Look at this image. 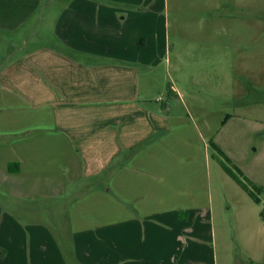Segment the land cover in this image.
Instances as JSON below:
<instances>
[{"label":"crops","instance_id":"crops-1","mask_svg":"<svg viewBox=\"0 0 264 264\" xmlns=\"http://www.w3.org/2000/svg\"><path fill=\"white\" fill-rule=\"evenodd\" d=\"M185 2L210 12L199 34H246L247 13L223 17V0H0V264L261 262L264 221L239 211L217 234L196 150L170 136L181 117L146 101ZM100 177L106 191L78 193ZM31 197L66 210L51 219Z\"/></svg>","mask_w":264,"mask_h":264},{"label":"rangeland","instance_id":"rangeland-1","mask_svg":"<svg viewBox=\"0 0 264 264\" xmlns=\"http://www.w3.org/2000/svg\"><path fill=\"white\" fill-rule=\"evenodd\" d=\"M248 2L250 5L245 10L223 0L221 10L223 17L247 13L244 36L234 35L226 21L222 26L228 30L222 35H201L198 20L194 19L210 12L204 7L192 8L187 2L172 5L168 16L175 47L170 63L156 75V88H152L158 92L146 100L159 109L166 102L172 115L181 117L180 123L173 122L178 133L172 132L170 136L196 150L194 155L204 167L206 206L211 207L215 229L220 235L222 225L238 226L239 211H246L249 225L264 221L260 215L264 214V0ZM37 135L35 131L16 138L27 140ZM92 187L106 191L109 186L101 177L85 178L79 183L78 193ZM73 199L66 198L64 205L73 204ZM112 201L118 202V198ZM28 202L35 210L46 207V215L51 219L59 214L57 211L66 210L55 206L52 211L53 205L39 198L31 197ZM224 243L225 239H221L218 246ZM226 245L233 248L235 242L227 237ZM237 253L245 260L244 264H264V249L253 252L261 262L249 260L239 250Z\"/></svg>","mask_w":264,"mask_h":264},{"label":"trees","instance_id":"trees-1","mask_svg":"<svg viewBox=\"0 0 264 264\" xmlns=\"http://www.w3.org/2000/svg\"><path fill=\"white\" fill-rule=\"evenodd\" d=\"M220 155V154H219ZM219 160H220V158H219ZM223 164V163H222ZM260 215H261V217H263L264 218V214L263 213H260Z\"/></svg>","mask_w":264,"mask_h":264}]
</instances>
